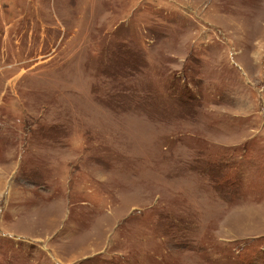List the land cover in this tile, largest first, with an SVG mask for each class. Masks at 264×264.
<instances>
[{
	"label": "rangeland",
	"instance_id": "374dc122",
	"mask_svg": "<svg viewBox=\"0 0 264 264\" xmlns=\"http://www.w3.org/2000/svg\"><path fill=\"white\" fill-rule=\"evenodd\" d=\"M0 264H264V0H0Z\"/></svg>",
	"mask_w": 264,
	"mask_h": 264
}]
</instances>
